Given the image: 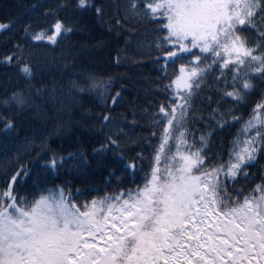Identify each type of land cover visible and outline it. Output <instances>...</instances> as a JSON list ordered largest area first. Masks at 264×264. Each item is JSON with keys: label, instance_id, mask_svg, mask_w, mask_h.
Wrapping results in <instances>:
<instances>
[{"label": "snow or ice", "instance_id": "obj_1", "mask_svg": "<svg viewBox=\"0 0 264 264\" xmlns=\"http://www.w3.org/2000/svg\"><path fill=\"white\" fill-rule=\"evenodd\" d=\"M42 7L43 23L0 22V68L29 85L0 92L5 138L44 94L35 50L69 39L85 14L101 26L108 15L98 0ZM108 23L117 33L151 26L160 99L139 111L132 102L117 118L122 89L70 80L68 117L56 110L35 163L0 164V264H264V0H120ZM86 88L111 101L88 117L91 153L52 148L82 126L72 110ZM93 168L105 169L104 187H78ZM64 169L69 179L57 183Z\"/></svg>", "mask_w": 264, "mask_h": 264}, {"label": "trees", "instance_id": "obj_2", "mask_svg": "<svg viewBox=\"0 0 264 264\" xmlns=\"http://www.w3.org/2000/svg\"><path fill=\"white\" fill-rule=\"evenodd\" d=\"M108 15L105 17L106 23L101 26L91 14H85L81 22V30L71 35L69 39L62 41L59 45H49L47 48L36 49V59L33 63L43 69V74L37 76V80L42 81L44 94L33 98V109L26 111L16 117L17 128L14 135L5 138L0 134V164H7L10 159L17 156L23 157V162L28 165L35 163V148L39 146L41 137H48L53 121L57 116V109L63 108L61 115L67 119L69 108L64 105H71L72 100L67 97L68 91L76 92L71 88L70 80L80 77L79 82L91 81L89 77L96 80H104L111 83L108 90L113 95L117 90L122 89V100L116 106L113 115L119 118L128 109V106L135 102L137 111L146 106L153 98L159 100L160 97H153L155 85L152 81L158 77L157 66L153 63L152 50L148 46V41L153 39L151 26L147 23L136 25L135 29L124 27L120 33L109 31V23L115 14V7L120 0H98ZM53 0H0V22H7L12 18H18L23 22L43 23V5H51ZM22 24H18L14 30L20 34ZM102 40L103 46H98L97 41ZM130 42L131 47L125 48V43ZM4 39L0 38V52L4 51ZM120 52L122 63H114V57ZM135 54V55H133ZM171 73V69H169ZM211 78H209L210 81ZM35 87L41 84L33 82ZM28 88L15 72H7L0 68V92L4 87ZM35 87L32 91H35ZM56 89L55 96H49L48 92ZM63 89V94L61 93ZM102 89L86 88L77 101L72 115L82 121V126L64 139H50V146L54 149L64 148L76 152L87 151L91 153L92 146L97 138V130L89 128L92 121L89 116L99 113L105 105H111L107 97L100 95ZM209 91L205 88V93L196 101V107H200V99ZM64 101V105L61 104ZM150 121H145L142 127H147ZM98 128V126H97ZM237 129L233 128L223 136L225 141H230ZM137 135H147L137 129ZM31 152V155L26 153ZM65 155L67 153H64ZM147 162V161H145ZM113 167L117 165L113 164ZM68 170L64 169L56 181L69 179ZM119 175V173H118ZM143 175V174H141ZM84 184L78 187H104V168H93L87 173Z\"/></svg>", "mask_w": 264, "mask_h": 264}]
</instances>
